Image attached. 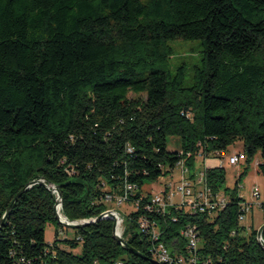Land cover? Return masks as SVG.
Instances as JSON below:
<instances>
[{
	"label": "trees",
	"instance_id": "16d2710c",
	"mask_svg": "<svg viewBox=\"0 0 264 264\" xmlns=\"http://www.w3.org/2000/svg\"><path fill=\"white\" fill-rule=\"evenodd\" d=\"M176 39L201 45L189 86L168 66ZM169 135L180 151L167 150ZM236 139L247 166L260 152L264 173V0H0V220L33 182L0 223V264H156L142 215L182 254L180 230L194 225L199 264H264V229L260 244L238 223L244 199L237 182L221 189L223 166L203 168L229 197L212 215L150 212L141 196L181 158L193 170L198 152L221 157ZM126 184L127 201L140 200L121 236L143 256L118 243L113 219L67 228L55 218L54 185L75 221L99 216ZM47 223L64 237L47 242Z\"/></svg>",
	"mask_w": 264,
	"mask_h": 264
},
{
	"label": "built area",
	"instance_id": "2783aa9c",
	"mask_svg": "<svg viewBox=\"0 0 264 264\" xmlns=\"http://www.w3.org/2000/svg\"><path fill=\"white\" fill-rule=\"evenodd\" d=\"M213 157L219 159L218 166H223V162L220 161L219 152L212 154ZM241 155L233 154L229 157L230 164H236ZM196 158L206 159L209 157H203L201 152H198ZM261 161H259L260 163ZM258 163V164H259ZM176 166L180 171V180L177 183L172 181L164 182L161 187L154 192L149 193V202L146 203L145 209L152 212L153 210L159 214H165L169 212L170 208L176 210H184L190 214L193 213H207L212 215L226 206L229 197L223 192H213L211 188L206 184L204 180V171L198 170L194 177H190V169L186 165L184 158L177 161ZM206 167L204 164L203 168ZM134 187L130 184H126L123 188V192L120 194H106L105 200L116 201L118 203L128 202L130 194L133 193ZM252 202L248 203L243 200L240 202V212L238 214V223L242 224L246 215L253 204H257L259 207H264V197L261 196L257 185H253L251 188ZM144 192L141 196H146ZM242 197V196H241ZM139 200L135 199L133 204V211L137 210L139 206ZM114 217L120 219L119 213L112 209ZM175 220V216L172 217ZM138 228L140 232L146 234L151 242L149 247L150 255L152 259L156 260L160 264H199L198 263V231L194 225H185L180 230V235L184 238V246L186 254L172 252L168 250L167 246L159 240L160 232L154 220H151L146 215L139 216ZM210 259H207L203 264H209Z\"/></svg>",
	"mask_w": 264,
	"mask_h": 264
},
{
	"label": "rangeland",
	"instance_id": "374dc122",
	"mask_svg": "<svg viewBox=\"0 0 264 264\" xmlns=\"http://www.w3.org/2000/svg\"><path fill=\"white\" fill-rule=\"evenodd\" d=\"M172 53L168 59V66L170 70H174L177 66H182L184 68V86H189L192 83V74L195 65H198L202 55L200 42L196 39L182 40L176 39L170 42ZM130 95H133L130 93ZM144 97V94H140ZM166 148L169 151H180L181 143L180 137L177 135H169L166 139ZM233 154H240L241 157L236 164L229 163V157ZM209 157H212L210 155ZM261 155L259 151H256L251 161L246 163V157L243 154V143L240 139H236L232 144H230L225 151H223L220 161L223 162L224 167V177L225 180L221 185V189L232 188L238 183L239 195L243 197L245 202H252V192L251 188L253 185H257L262 197L264 189V173L258 170L257 161L260 160ZM202 158L198 159L195 163L194 169L190 172H195L197 174L198 170L203 169L201 164ZM200 164V165H199ZM199 165V166H198ZM198 169V170H197ZM243 172V173H242ZM180 171L176 166L171 172L160 176L155 181L146 182L143 186L144 192H154L157 191L164 182L172 181L174 184L180 180ZM53 188V187H52ZM59 190V189H58ZM54 191V190H53ZM55 192V191H54ZM60 192V191H59ZM56 197L57 192H55ZM61 196V193H60ZM56 199V201H57ZM106 209H114L119 213L121 220L120 228L118 227L117 233L123 232L124 228V216L133 211V204L131 202H121L104 200ZM61 209V205H60ZM59 209V211H60ZM61 213V212H60ZM64 216V215H62ZM65 217V216H64ZM248 222L253 221V224L258 228L263 223V211L262 208L257 204H253L252 208L247 214ZM82 220V219H80ZM75 220V221H80ZM121 229V230H120ZM58 232V237H64V234L60 232V229L54 223H47L45 226V240L47 242H52L55 238V234ZM74 235L73 229H69L66 232L67 237H72Z\"/></svg>",
	"mask_w": 264,
	"mask_h": 264
},
{
	"label": "water",
	"instance_id": "95a60500",
	"mask_svg": "<svg viewBox=\"0 0 264 264\" xmlns=\"http://www.w3.org/2000/svg\"><path fill=\"white\" fill-rule=\"evenodd\" d=\"M33 182H29L21 191H23L26 187L30 186ZM53 190L55 192H57V196L58 199L54 205V214H55V218L57 219V221L63 225L64 227L67 228H79L82 227L88 223H93L95 221H98L99 219L102 218H110L114 220L113 223V235L116 238V240L118 241V243H120L123 248L125 250H128L131 253L137 254V255H141L143 256L137 249L129 246V244L122 238L121 233H117L116 231V218L114 217V215L112 214L111 210H105L104 212H102L99 216H97L96 218H91V219H82L80 221H74V220H68L66 217L62 216V214L60 213L59 209H60V205H61V196H60V192L58 190V186H53ZM21 191L15 196L14 200L11 202V204L9 205L8 209L5 211V213L3 214L0 223L3 222V220L6 218L8 212L10 211V209L12 208L17 196L21 193ZM264 229V222L257 228V240L260 244H262L261 241V233L262 230ZM151 261L156 263V264H160L159 262H157L156 260L151 258Z\"/></svg>",
	"mask_w": 264,
	"mask_h": 264
},
{
	"label": "crops",
	"instance_id": "0c3cea01",
	"mask_svg": "<svg viewBox=\"0 0 264 264\" xmlns=\"http://www.w3.org/2000/svg\"><path fill=\"white\" fill-rule=\"evenodd\" d=\"M198 159H200V158H196L195 159V163H196V161L198 160ZM259 161L260 160H258L257 161V165H258V163H259ZM218 162H219V159L218 158H216V157H209V158H206V159H202V162H201V164L204 166V164H206V167H215V166H218ZM197 164V163H196ZM200 165V164H199ZM198 165V166H199ZM258 168V167H257ZM198 170V169H197ZM263 195H264V189H263ZM242 226H244V228H245V230L247 231L248 230V228L250 227V226H254V224H253V221H250V222H248V218H247V215H246V218H245V220L242 222V224H241ZM255 227V226H254Z\"/></svg>",
	"mask_w": 264,
	"mask_h": 264
},
{
	"label": "bare ground",
	"instance_id": "6f19581e",
	"mask_svg": "<svg viewBox=\"0 0 264 264\" xmlns=\"http://www.w3.org/2000/svg\"><path fill=\"white\" fill-rule=\"evenodd\" d=\"M120 219H117V223H116V231L118 230V227L120 228V223H119ZM121 230V229H120ZM119 233V232H118Z\"/></svg>",
	"mask_w": 264,
	"mask_h": 264
}]
</instances>
